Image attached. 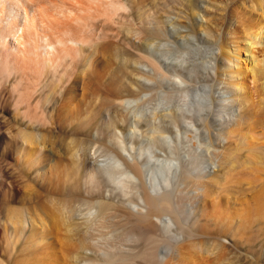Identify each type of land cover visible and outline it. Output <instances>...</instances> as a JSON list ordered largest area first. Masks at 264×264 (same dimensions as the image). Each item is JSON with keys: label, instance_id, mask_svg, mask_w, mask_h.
Here are the masks:
<instances>
[{"label": "bare ground", "instance_id": "1", "mask_svg": "<svg viewBox=\"0 0 264 264\" xmlns=\"http://www.w3.org/2000/svg\"><path fill=\"white\" fill-rule=\"evenodd\" d=\"M254 1L222 8L215 21L242 27L223 39L202 19L210 0H0V148L25 151L35 172L48 132L85 135L63 142L85 150L106 148V135L118 149L110 163L85 158L68 194L84 211L69 222L67 264H161L201 237L222 262L209 240L226 229L201 225L207 205L237 204L256 188L264 209V0ZM3 182L0 264H40L41 207L13 208ZM109 210L123 225L103 234Z\"/></svg>", "mask_w": 264, "mask_h": 264}, {"label": "rangeland", "instance_id": "2", "mask_svg": "<svg viewBox=\"0 0 264 264\" xmlns=\"http://www.w3.org/2000/svg\"><path fill=\"white\" fill-rule=\"evenodd\" d=\"M210 1H212V3H210L212 4L211 8H208L205 12H203L205 18L202 19L203 21L207 19L209 25L211 26L210 28L212 30L216 29L217 32H220L222 34L221 36H223V39L226 36H230L236 28L242 29V27L239 25L238 21H235L233 17H229L228 19H225V21L222 20V22L221 19H217V21H215L218 15H223L224 10L222 8L230 1H233L234 4L237 2L236 5H238L240 2H244L247 5L249 3V5H251L255 2L254 0V2H251L252 0ZM216 22H218V25H216ZM188 39L192 43V38L190 36L188 37ZM241 46H243V44ZM260 50L261 49L259 48V51ZM240 58H242L241 65L244 68H247L248 62L246 60V53L242 52ZM246 81L248 84V80ZM80 135L81 134L73 135L69 132L63 131L45 133V141L50 144L39 149V152L37 151V155L40 158H38V161L41 162V164L38 165V172H35V168H33L34 165L30 166V168H28L29 165H26L27 167L25 166L23 162L25 160V157H23V152L25 151H18V149L14 148H11V150L0 148V183H2L3 181L5 182H3L1 194H5L6 196L10 195L9 203L13 208L16 209H18L21 204H23V201L26 203H35L36 205H40L41 207L39 208L38 206L39 210L41 209L40 217L45 220L43 221L46 223L45 226L47 227L45 228V231L48 232V242L46 243L49 244V246H46V254L49 257L45 255V258L43 257L44 260H41L42 262H40V264L68 263L67 252L64 250H67V243H69L67 241V237L69 236V232H67V229H71L73 227L71 225L74 221H72L71 223L69 222L73 220L72 217L77 207L81 206L80 212L84 211L83 209H81L83 206H76L74 202L75 199L73 197L72 199H74V201H72V199H69L70 197L68 196V194L71 193V190L72 192L74 191V193L75 191L79 190L78 186H76V182H78L80 175H82V169L84 168V165L95 166L102 161L110 163L112 162L110 152L117 153L118 150L116 149L117 146L115 147L105 142L108 139V136L106 135L103 137L104 139L102 141V143L106 145V148L91 147V149L89 148L85 150L82 147H67L66 145H64L63 142L68 141L71 137H76V139L79 140H81V138L83 140L87 138V136L85 135ZM123 138H129L127 130L124 131ZM17 151L21 153H18ZM27 152L29 154L28 156H26V158L29 157L30 159V154L33 153V150L28 149ZM85 158L90 160V165L89 163L86 164ZM17 159L19 161H17ZM5 169L11 170L12 174L8 177L5 176V174H3V176L2 173H4L3 170ZM237 169H240V167L236 168V170ZM246 175L248 176V174ZM1 176L3 177V179ZM255 189L256 188H253L252 190H241V193L239 192L240 198L238 200L241 202L237 204L233 203L232 201H228L229 203L221 201L220 205L216 206L217 209L216 207H214L215 209H212L210 204H208L207 209H205V211L207 210L206 212L210 214L209 216L212 219H210L209 221V218L205 217V219H208V221L206 222L205 219L202 220L201 225L212 227L215 226L213 225V222L215 221V224L220 227H222L223 225L224 227L222 228L226 229V232L215 233V236H213V238L209 240L212 243H217V245H219V248L225 252V257L223 258L222 262L213 260L214 253H211L209 251L203 252L201 244L206 239L204 240V238L201 237V239H197L199 244H195L193 246H186L189 242H187V240L181 241L178 246H184V248H182L183 251L180 252V256H172L168 255V253L166 257H163V261L161 260V264H264V209L262 210L258 208L255 199L252 198V196L255 194ZM78 193L79 192H77V195H79ZM98 193L99 192H93L92 194H90L92 196L91 198L98 197L99 199V196H97ZM101 194L102 193L100 192L98 195H100L101 199H104L102 198L103 194ZM84 196L90 197L89 195ZM200 198L203 197L199 195V197L197 198L198 200L196 199V202L199 203H196L198 207H201L203 201V199ZM31 199L33 200L29 201ZM223 199H227V197L225 198L224 196ZM57 202L59 203V205ZM112 211H107L106 213L108 214L102 221L103 224L106 223L105 221H109L107 222V224L109 225H102V223H99V225L97 226V228L103 227V229L98 228L100 233L104 234L108 233V231L111 232V228H120V225H123L120 215L115 213V211ZM61 216L65 218V220L67 221V225L68 223L70 224V226L68 225L70 228H67V226L62 223ZM159 249L161 252H165V248L159 247ZM41 251L42 250H40V254H38L39 257L40 255H43V252ZM204 259L206 262H203ZM134 264L145 263L142 260H137Z\"/></svg>", "mask_w": 264, "mask_h": 264}]
</instances>
